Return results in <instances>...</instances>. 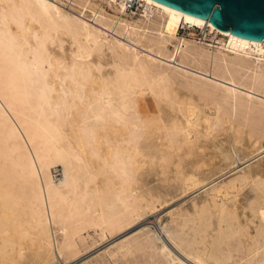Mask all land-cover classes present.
<instances>
[{"label":"bare ground","instance_id":"bare-ground-1","mask_svg":"<svg viewBox=\"0 0 264 264\" xmlns=\"http://www.w3.org/2000/svg\"><path fill=\"white\" fill-rule=\"evenodd\" d=\"M54 1L0 0V264L66 260L80 229L106 234L127 226L148 207L139 191L132 195L147 170L171 172L175 188L184 193L233 173L208 187L206 197L193 200L188 210L168 212L160 225L173 247L145 226L110 256L139 261L141 250L139 264H264V159L245 164L264 151V125L230 118L242 109L264 116V109L239 102L234 86L258 90L264 67L227 51L240 48L261 58L264 38H244L150 0H139L142 15L120 28L72 5L77 15L168 59L175 66L170 72L154 62L157 55L107 37L59 7L62 0ZM128 1L114 0V6L126 11ZM180 25H209L230 45L223 49L182 38L169 51L167 40L155 44L127 28L173 37ZM187 73H209L234 85L221 88L218 97L217 85L189 84L183 80ZM144 90L165 101L157 118L142 109ZM200 98L214 104L210 113ZM246 186L253 194L239 211L227 200Z\"/></svg>","mask_w":264,"mask_h":264},{"label":"rangeland","instance_id":"rangeland-1","mask_svg":"<svg viewBox=\"0 0 264 264\" xmlns=\"http://www.w3.org/2000/svg\"><path fill=\"white\" fill-rule=\"evenodd\" d=\"M50 1V0H49ZM54 0H51L53 2ZM55 2V1H54ZM78 2L80 4H78ZM58 3L59 7L67 11L68 13L74 15L75 17L82 18L83 20H86V22L91 26H94L98 30H100V33L105 34L107 37H113L119 41H122V43H125L130 49H135L139 51L142 54L147 55H157L158 57H155L156 59L154 62L159 63L162 67L169 68L170 72H174L175 66L173 63H170L165 58H163L159 53H152V51L147 50L144 45H141L140 43H136L129 39L126 35L123 36V34L117 33L114 28H108L101 23L95 21L90 16H83V15H77L76 11L73 9V6H78L83 9L86 14H95L97 13V16H102L104 19H106L108 22L115 23V28H120L119 25L124 26V22H133L137 19L139 15H142V8L139 6L138 11L130 12V11H121L120 9L115 8L114 6V0H77L74 2V0H62L56 2ZM71 5V6H70ZM100 27V28H99ZM182 26H177L174 32V36L170 37L169 34L166 31H160V30H150V29H142L138 27H131L128 26V29H133L136 34L145 40H148L152 43H159L162 45V41L165 39L166 46L169 51H173L174 44H176L178 41H180L182 38L188 39V40H195L193 37L195 29H192L191 27L186 26V32L179 31ZM105 29V30H103ZM104 31V32H103ZM128 38V39H127ZM125 41V42H124ZM144 42V40H143ZM182 46L183 44L179 42ZM229 39L226 36V42L224 44H220L221 48L226 49V46H229ZM219 46V45H218ZM228 52L231 54H239L246 56L254 61V63L260 67H264V52L262 54L261 58H258L255 55L248 54L244 51H242L240 48H234L230 47L227 48ZM149 52H147V51ZM145 52V53H144ZM160 56V57H159ZM160 58V59H159ZM106 70L109 69V67L105 68ZM177 71H181L180 68H176ZM188 76L184 77L183 80L187 81L189 84H196L200 85L201 82H208L217 85L215 88V94L218 97L223 96V92L221 88H225L226 86L234 85L231 82H227L225 79H218L214 80L210 76L209 73L205 75H194L192 73H187ZM205 76V77H204ZM237 78H243L245 76L244 71H241L240 74H236ZM210 77V78H209ZM182 78L177 77L176 83L179 84L181 82ZM201 81V82H200ZM222 82V83H221ZM229 84H225V83ZM225 85V86H224ZM235 88L238 91V101L241 102L243 105H249L251 108H259L264 109V79L259 86L258 90H253L247 88L243 85H234ZM208 88L212 89V86H208ZM243 89V90H242ZM250 92V98L246 96V92ZM183 91H186L185 88H183ZM192 93H196L194 91H191ZM177 95L181 99H187L186 94L182 95L179 94L180 92L173 91V95ZM253 94V95H251ZM247 99H250V101H247ZM140 100L142 103V109L147 114L149 118H157L158 114L160 113V108H162L165 105V101L160 99L158 96L153 94L150 90H144L142 94L140 95ZM199 103L204 104L205 103V109L206 113H210V108L213 107V103L210 101V99L200 98ZM260 103V104H259ZM246 111L244 109L237 110L236 113H234L230 118L236 119L239 122H243L246 120V118H249L252 122L255 124L264 125V116H249L247 115ZM201 121L204 120V117L200 115ZM226 125V124H225ZM200 128V127H198ZM222 134L223 131H218V134ZM210 151V150H208ZM212 155L211 152L206 155L210 156ZM264 159V151L260 153L258 156L253 158L250 162L245 163L246 165L249 163H256L259 160ZM244 164V166H245ZM243 166V165H242ZM148 171V172H147ZM145 174L142 176V180L136 181L133 185L132 195L136 196V192L139 191L141 193V198L143 199V202L147 203L148 207L145 208V213L141 217L134 216L132 218V221L119 231H115L113 233L102 234L99 230H95L93 227L88 228H82L79 230V236L76 238L74 247L72 250L67 254L66 260H62L61 258L58 260L56 259L54 262H48L45 264H139L136 262L141 261L142 254H144V251H138L137 252V258H139L135 261L134 258H130V256L122 257L118 254V256H110L109 252L113 249H116V245H118L121 241L124 240V238H128L133 234H136L141 228H144L145 226H151L156 231L160 232L161 236H163V240L169 244L170 247H173L171 242L165 237V234L161 231V223H165L169 218V213L171 211H185L188 210L193 200H199L203 197H206L205 190L210 187L213 184L221 182L223 179L229 178L230 175L233 173H228L224 176L218 177L215 182L205 186V187H199L197 189H194L192 191H186L181 192L176 189L177 182L174 180V176L171 172L167 173H156L154 171L147 170ZM154 172V173H153ZM157 175H156V174ZM172 174V175H171ZM166 175V176H165ZM176 183V184H175ZM180 192V193H179ZM252 190L249 186L244 187L237 195L236 197L229 196L227 202L233 205H237L240 207L246 203L248 198L252 197ZM235 203V204H234ZM152 205L154 208H150L149 206ZM242 208V207H241ZM100 234L105 236H100ZM164 234V235H163ZM115 251V250H113ZM142 253V254H141ZM141 255V258H140ZM114 257V258H113ZM118 257V258H117ZM121 257V259H120ZM28 258V259H27ZM26 260L29 261L31 257H27ZM127 258V259H126ZM129 258V259H128ZM134 260V261H133Z\"/></svg>","mask_w":264,"mask_h":264},{"label":"water","instance_id":"water-1","mask_svg":"<svg viewBox=\"0 0 264 264\" xmlns=\"http://www.w3.org/2000/svg\"><path fill=\"white\" fill-rule=\"evenodd\" d=\"M197 21L210 23L238 36L264 38V0H150Z\"/></svg>","mask_w":264,"mask_h":264},{"label":"built area","instance_id":"built-area-1","mask_svg":"<svg viewBox=\"0 0 264 264\" xmlns=\"http://www.w3.org/2000/svg\"><path fill=\"white\" fill-rule=\"evenodd\" d=\"M139 6V0H131L127 2L126 10L130 12L138 11ZM179 31L186 32L187 30L182 26ZM193 37L197 42L209 46H218L226 42V36L216 29H211L209 25L195 29Z\"/></svg>","mask_w":264,"mask_h":264}]
</instances>
